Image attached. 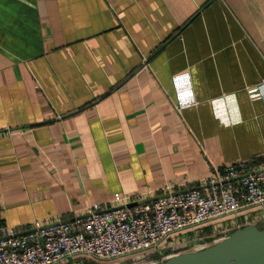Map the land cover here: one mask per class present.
Returning a JSON list of instances; mask_svg holds the SVG:
<instances>
[{
	"label": "crops",
	"instance_id": "1",
	"mask_svg": "<svg viewBox=\"0 0 264 264\" xmlns=\"http://www.w3.org/2000/svg\"><path fill=\"white\" fill-rule=\"evenodd\" d=\"M185 75L197 104L177 110ZM263 80L264 0H0V230L263 168L264 100L249 95ZM263 220L253 208L146 255L66 264H154Z\"/></svg>",
	"mask_w": 264,
	"mask_h": 264
},
{
	"label": "built area",
	"instance_id": "2",
	"mask_svg": "<svg viewBox=\"0 0 264 264\" xmlns=\"http://www.w3.org/2000/svg\"><path fill=\"white\" fill-rule=\"evenodd\" d=\"M173 82L177 90L175 108L195 106L189 76H178ZM249 95L252 100H264V80L249 90ZM201 186L202 190L180 195H173L176 190L169 185L157 193L117 195L112 205H93L84 217L37 222L23 234L3 227L0 264H66L75 256L105 263L128 260L155 252L174 234L264 207V167L251 162L230 164L203 180ZM165 195L153 202L139 203ZM132 203L137 205L128 208Z\"/></svg>",
	"mask_w": 264,
	"mask_h": 264
},
{
	"label": "water",
	"instance_id": "3",
	"mask_svg": "<svg viewBox=\"0 0 264 264\" xmlns=\"http://www.w3.org/2000/svg\"><path fill=\"white\" fill-rule=\"evenodd\" d=\"M195 190L198 189L183 190L173 195ZM161 197H167V195L146 199L139 203L153 202ZM136 205L137 203H132L127 207L132 208ZM262 224V229L250 225L227 233L225 240L197 252L171 250L159 253L153 259L154 264H264V220ZM169 255L173 256L164 262H159L160 258Z\"/></svg>",
	"mask_w": 264,
	"mask_h": 264
},
{
	"label": "rangeland",
	"instance_id": "4",
	"mask_svg": "<svg viewBox=\"0 0 264 264\" xmlns=\"http://www.w3.org/2000/svg\"><path fill=\"white\" fill-rule=\"evenodd\" d=\"M253 209V208H252ZM254 209H256V208H254ZM250 210V209H249ZM245 211H247V210H245ZM243 212V211H242ZM233 217L234 216H236V215H232ZM232 216H230V217H232ZM228 218V217H227ZM223 219H225V218H223ZM221 220V219H220ZM259 229H262V227H263V224H262V222H260L259 224H258V226H257ZM193 229V228H192ZM191 229V230H192ZM187 231V230H186ZM193 231V230H192ZM185 232V231H184ZM223 239L225 240L226 239V237H225V235H224V237H223ZM176 251V250H175ZM169 256H171V255H169Z\"/></svg>",
	"mask_w": 264,
	"mask_h": 264
},
{
	"label": "trees",
	"instance_id": "5",
	"mask_svg": "<svg viewBox=\"0 0 264 264\" xmlns=\"http://www.w3.org/2000/svg\"><path fill=\"white\" fill-rule=\"evenodd\" d=\"M155 263V262H154Z\"/></svg>",
	"mask_w": 264,
	"mask_h": 264
}]
</instances>
